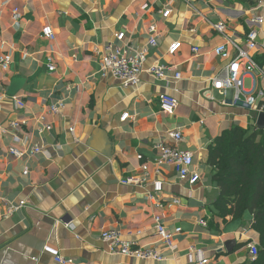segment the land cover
<instances>
[{"label":"crops","instance_id":"crops-1","mask_svg":"<svg viewBox=\"0 0 264 264\" xmlns=\"http://www.w3.org/2000/svg\"><path fill=\"white\" fill-rule=\"evenodd\" d=\"M162 5V0H0V52L12 56L9 69L0 70V195L26 201L9 218L0 202V264H58L45 245L72 259L70 264H196L201 256L207 264L255 260L249 245L260 246V234L252 228L253 216H220V189L207 159L209 145L225 130L257 126L261 112L246 105V96L264 105V22H256L264 19V9L253 0H171L172 12L164 17ZM219 21L225 33L213 29ZM46 26L53 28L54 40L43 36ZM151 26L156 46L149 45ZM252 29L258 37L250 54L260 70L247 77V95L236 98L234 90L213 86L228 64L215 48L228 44L233 51L231 41L245 46ZM120 32L122 41L116 37ZM176 41L181 47L172 54ZM110 44L146 50V69L166 64L182 78L157 80L144 71L138 85L125 87L101 71ZM50 54L54 72L47 66ZM163 93L178 99L174 112L161 109ZM61 101L65 107L53 113L50 106ZM125 112L130 117L123 121ZM176 128L184 136L179 149L194 153L193 169L201 175L195 185L171 164H156V144L170 142L168 132ZM36 144L44 151L20 157L9 152ZM144 172L149 174L144 186L121 183ZM155 180L164 188L150 199ZM156 214L169 231L182 229L173 237L175 250L158 235ZM109 229L139 246L161 249L165 258L111 254L101 236Z\"/></svg>","mask_w":264,"mask_h":264},{"label":"built area","instance_id":"built-area-1","mask_svg":"<svg viewBox=\"0 0 264 264\" xmlns=\"http://www.w3.org/2000/svg\"><path fill=\"white\" fill-rule=\"evenodd\" d=\"M163 9L162 14L164 17H168L172 12L170 7L171 0H162ZM233 2L235 0H220ZM255 3V8L264 9V0H253ZM18 15H16V18ZM258 24H262L264 19L262 16H258L256 19ZM226 24L219 21L213 24V29L219 33L226 32ZM151 37L149 39V45H157L156 27H150ZM43 36L49 40H54L56 34L51 26H46L43 29ZM119 41H122L125 37L123 32L116 35ZM258 32L255 29L250 30L246 36V45L242 46L237 42L231 41V47L233 51H230L228 44H221L215 48V53L225 60H228V64L223 68V70L216 75L213 80V86L215 89L226 91L234 90L235 97L239 98L241 95H247L245 90V84L247 77L254 71L260 70L257 63L251 56L250 52L257 45ZM1 45V38H0ZM181 47V42L176 41L171 44L169 52L174 54ZM198 47H193V52H198ZM147 60V51L142 50H132L131 48H124L119 45L110 44L105 52L101 56V71L106 73H112L123 86H136L141 82V76L144 71L149 73L157 80H170L171 78L178 80L182 78L181 72H175L174 67L166 64H153L147 69L145 68V63ZM12 63V56L8 52H0V70L9 69ZM47 66L50 72L56 71V64L54 62L53 56L50 54L47 57ZM262 94V92H261ZM159 101L161 109L165 112L172 113L179 105L178 99L168 93H163L159 95ZM19 105H24L22 102H18ZM246 105L252 108L258 109L260 112H264V105H259L256 102V97L252 94L246 96ZM65 107L64 102L54 103L50 106L53 113H59L62 108ZM2 100L0 97V112L2 111ZM130 117L129 112H125L122 115L121 120L125 121ZM12 127H18V123L12 122ZM48 129H51V125H47ZM73 131V128H71ZM170 137V142L161 141L156 144L159 150V156L156 159L157 165L171 164L174 166L177 174L182 180L187 181L190 185H195L201 180L200 173L193 169L194 164V153L190 150H181L178 144L184 141V136L180 128L172 129L168 132ZM43 147L41 145L28 146L26 150L21 151L17 148H10L9 152L17 157L24 156L25 154L36 155L41 153ZM142 158V156H140ZM28 171H25L26 175ZM148 173H136L126 176L121 180L123 184H131L136 186H144V183L148 181ZM153 191L148 194L150 199L157 198L158 194L163 191L164 184L161 180H155L153 183ZM0 202L5 206V211L3 214L4 218H9L14 215L21 208L26 206V201H12L6 197L0 195ZM175 203H179L178 199L174 200ZM156 231L160 236L161 240L164 242L167 248L172 250L176 249V245L173 242V237L175 234L182 232L180 227L176 228L174 231H169L167 226L162 220L159 214L155 215ZM102 239L108 244L109 252L111 254H120L124 256H129L133 258L145 259V260H163L164 254L161 249L155 246H139L136 241L127 240L124 238V233L118 229H109L102 233ZM253 258L256 259L259 255V246L256 243H251L249 245ZM194 250V249H193ZM44 251L50 253L54 256L58 264H70L73 262L72 259L66 258L60 254L59 250L56 248L45 245ZM209 262L208 258L201 256L197 260L196 264H207Z\"/></svg>","mask_w":264,"mask_h":264},{"label":"trees","instance_id":"trees-1","mask_svg":"<svg viewBox=\"0 0 264 264\" xmlns=\"http://www.w3.org/2000/svg\"><path fill=\"white\" fill-rule=\"evenodd\" d=\"M207 163L220 189V216L227 220L252 214V228L260 234L259 255L252 264H264V129L225 130L209 145Z\"/></svg>","mask_w":264,"mask_h":264},{"label":"water","instance_id":"water-1","mask_svg":"<svg viewBox=\"0 0 264 264\" xmlns=\"http://www.w3.org/2000/svg\"><path fill=\"white\" fill-rule=\"evenodd\" d=\"M257 127L264 129V112H261L258 116Z\"/></svg>","mask_w":264,"mask_h":264}]
</instances>
